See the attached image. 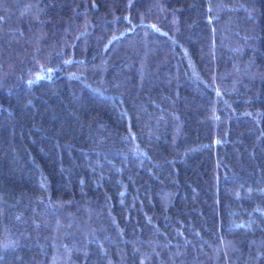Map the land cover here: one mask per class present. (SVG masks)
I'll use <instances>...</instances> for the list:
<instances>
[{"label": "trees", "instance_id": "1", "mask_svg": "<svg viewBox=\"0 0 264 264\" xmlns=\"http://www.w3.org/2000/svg\"><path fill=\"white\" fill-rule=\"evenodd\" d=\"M2 49L0 264H264V0H0Z\"/></svg>", "mask_w": 264, "mask_h": 264}, {"label": "rangeland", "instance_id": "2", "mask_svg": "<svg viewBox=\"0 0 264 264\" xmlns=\"http://www.w3.org/2000/svg\"><path fill=\"white\" fill-rule=\"evenodd\" d=\"M6 51H3V49H2V51H0V60L1 61H3V63L2 64H6V63H8V59H9V55L8 56H6ZM2 57H4V58H2ZM7 57V58H6ZM5 59V60H4ZM2 66V65H1Z\"/></svg>", "mask_w": 264, "mask_h": 264}]
</instances>
